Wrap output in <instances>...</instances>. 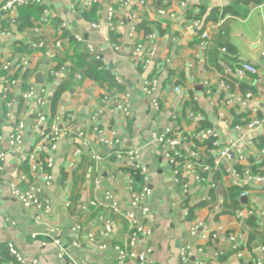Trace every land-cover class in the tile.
<instances>
[{"label":"crops","instance_id":"obj_1","mask_svg":"<svg viewBox=\"0 0 264 264\" xmlns=\"http://www.w3.org/2000/svg\"><path fill=\"white\" fill-rule=\"evenodd\" d=\"M2 1L0 151L5 160L0 173V246L11 244L24 264H114L117 248L129 250L130 231L124 218L126 210L131 209L129 187L138 190L146 183L150 213L143 223L149 233L139 237L136 251L150 249L156 264H252L257 257L264 264L260 250L264 246V218L253 230L246 215L250 207L258 214L264 210V184L253 183L244 174L249 171L255 175L259 170L258 150L264 148V141H259L264 138V0H129L126 7H121L118 0H97V22L82 17L90 8H85V0H45V5H33L42 7V12L31 15V25L23 27L20 16L25 7L5 12ZM109 8L115 23L112 30L106 24ZM159 10L165 13L160 15ZM202 10L201 25L190 29L195 19L189 13L198 16ZM213 10L218 11L216 20L205 22ZM143 15L159 28L152 32V40L143 33L136 35L146 52L151 47L156 49L147 65L133 56L130 35ZM93 23L98 24L97 29H92ZM205 29L209 31V44L200 49ZM75 34L82 38L79 48L86 52V45H91L97 60L120 83L110 86L81 79L72 72V61L54 70L55 55L66 52L75 59L76 48L66 38L75 39ZM57 40L62 48L53 55L32 46L43 42L49 47ZM23 59L28 65H22ZM3 63L9 65L8 69L2 68ZM243 63L252 64L257 72L232 76ZM26 69L31 72L25 87L16 78L18 87L5 90V81ZM228 72L229 79H223ZM38 73L42 84L35 83ZM146 79L158 81L160 112L152 109L150 98L142 93ZM29 84L43 91L44 111L50 118L52 95L60 85L65 86L52 117H57L61 135L52 154L54 183L50 187H45L42 174L30 167L31 151L41 139L32 128L37 103L22 97ZM117 85L123 91H117ZM175 86L180 87L179 94L173 92ZM247 93L251 99L245 105L239 103ZM122 95L127 96L130 106L126 117L115 108ZM224 98L232 100L234 108L225 111L222 120L219 102ZM254 118L261 121V126L249 132L245 125ZM201 121L210 123L221 142L235 141L245 150V157L222 160L218 166L207 159L206 163H212L210 173L204 174V181L185 178L189 192L184 193L158 137L169 127L190 135ZM19 122L25 125V137L21 151L13 154L8 140ZM101 139L113 140L114 144L107 147ZM249 139L257 144V152L248 151ZM129 152L136 153L145 167V182L133 161L125 156ZM48 156L46 149L38 154L41 160ZM258 172L264 177V170ZM97 182L100 189H96ZM13 183L20 190L32 183L39 186L42 205L24 208L10 196L9 185ZM234 186L240 193H247V203L239 200V193L238 208L229 209V190ZM105 191L120 207L119 213L107 208ZM90 200L96 201V206L79 209ZM225 200L227 206L223 208ZM106 223L111 226L109 233ZM251 234L255 238L252 245ZM56 239L65 246L62 259L57 257ZM101 245L103 249H98ZM11 260H3L0 255V264ZM130 264L140 263L132 260Z\"/></svg>","mask_w":264,"mask_h":264},{"label":"built area","instance_id":"obj_2","mask_svg":"<svg viewBox=\"0 0 264 264\" xmlns=\"http://www.w3.org/2000/svg\"><path fill=\"white\" fill-rule=\"evenodd\" d=\"M121 7H126L129 0H118ZM97 3V0H85V8H89L93 4ZM28 5H45V0H3L2 1V9L5 12H10L18 7H24ZM184 4L181 3V7ZM158 13L163 15L165 13L164 10H159ZM107 27L109 29L114 28V21H113V10L109 8L107 20H106ZM201 25V20H193L189 25L190 29L197 28ZM92 29H97L98 24L93 23L91 25ZM131 37H133L134 41V50L133 56L138 58L142 65H147L150 63L151 58H153L156 54V49L154 47L149 48L146 52L143 49L142 43L137 40L136 32L131 29L130 33ZM75 39L79 42L82 41L80 35L75 34ZM155 36L151 33L148 35V39L152 40ZM201 39L198 48L205 49L209 44V31L205 29L201 33ZM33 47L42 48L44 49L49 55H53L61 50L62 43L60 40L55 41L49 47L46 46L43 42L38 44H33ZM115 50L117 47L115 45L112 46ZM87 51L94 57V59H98L97 55L94 54L93 48L91 45H86ZM145 51V52H143ZM264 56V53H262ZM22 65H28V61L26 59L22 60ZM9 65L3 63L2 68L8 69ZM257 72L256 68L249 63H243L240 68L234 70L232 76L236 78L242 77L245 73L255 74ZM229 79V72L228 74L223 75V79ZM117 83H120L119 79H115ZM158 81L156 79L144 80L142 85V93L150 98L151 107L154 111L160 112V103H159V96L156 93ZM19 82L16 79H9L5 81V90L9 88L18 87ZM223 87V86H222ZM180 87L175 86L173 88V92L176 94L180 93ZM22 97L25 101L35 100L37 103V110L35 116L32 121V128L38 132L41 143L36 145L34 149H32L29 160L31 163V170L36 173L39 172L42 174L43 177V184L45 187H50L54 183V178L52 173L50 172L53 167V158L52 154L57 150L58 141L61 135V131L57 127V117L50 120L48 114L44 111V106L46 105V99L43 96V91L36 89L34 85L28 86L27 90L22 93ZM251 99V94L247 93L243 97L242 100H238L239 103L245 105ZM219 105L222 106L223 111L220 112V118L224 120V112L234 108V104L232 100L229 98H224L219 102ZM116 110L121 113L123 116H129L130 114V106L127 100V96L122 95L120 100L115 103ZM235 111V110H234ZM261 126V121L254 118L251 119L245 125V129L249 132H253L257 130ZM180 130L177 127H169L165 129L159 134L158 141L162 144L163 147L167 150V156L169 157V162L175 167V172L177 174V182L182 187L184 193L189 192V185L185 178L187 177H194L197 181H204V177H201L196 170L200 169L201 172L204 174H209L211 171V166L206 163L207 159H211L215 166L220 165L221 161H229V159H233L237 156L238 160L244 159L245 157V150L239 148V145L235 141L227 140V141H220L219 134L213 129H199V126L196 128L194 132H192L189 136L190 140L187 142L185 137L181 136ZM169 134H172L171 137H168ZM25 137V125L23 122H19L16 124L13 133L10 135L8 140V144L10 150L13 154L19 153L21 151V147L23 145ZM212 138L213 147L215 149H207L203 142L208 139ZM194 140L198 142V146L193 144ZM101 142L105 144L107 147H111L114 144L113 140L110 139H101ZM257 144L254 140L249 139L247 142V148L250 152H257ZM44 149L47 150L49 156L41 160L38 157ZM205 153V157L202 154ZM121 154H118L117 157L120 158ZM131 161H133L134 168L144 177V182L146 181V169L143 165H141L138 161V156L134 152L126 153V155ZM97 160L100 158L97 156L95 157ZM5 160V154L0 151V173L2 171V163ZM258 164L260 168L258 171L264 170V148H259L258 150ZM180 169V170H179ZM180 172V173H178ZM195 172L197 174H195ZM245 176L249 178L253 183L256 184H264V177L260 174L251 175L249 171H244ZM96 189H100V185L96 183ZM129 194H130V205L131 209L126 210L124 213V218L128 225L130 235L127 242V247L129 250L126 249H116V259L114 264H130L132 260H138L140 264H156L150 257L151 250L145 249L143 251H136L135 246L136 243L141 235L148 234L149 231L145 227L143 223V219L146 218L149 213L150 209L147 203L148 196L150 195V190L146 183L142 184L140 189L133 190L132 186L129 187ZM41 192V188L37 186L35 183H32L27 189L20 190L14 183L9 185V193L10 196L13 197L18 203H20L24 208H31V207H40L42 205L41 199L39 198V194ZM264 194V188L262 189ZM103 201L107 204V208L112 213H119L120 207L115 203L112 199V195L109 191L103 192ZM247 193L242 192L240 193V197L246 196ZM96 201L90 200L87 203L81 205L79 209H86L87 207L96 206ZM243 217V213L239 214ZM247 216L256 215L259 219L261 224L262 217L264 218V210H262L259 214L254 212V209L250 207L247 212ZM105 231L109 233L111 231V226L106 223ZM233 240V238H232ZM54 245L58 248L57 257L62 259L64 257L65 246L61 243L59 239L54 240ZM76 246V243H73ZM9 254L12 257V260L9 264H24L22 258L16 251V249L9 244L8 245ZM98 249H103V246H98ZM262 255L264 254V246L260 247ZM32 264H37L33 261ZM252 264H263L261 258L257 257Z\"/></svg>","mask_w":264,"mask_h":264},{"label":"trees","instance_id":"obj_3","mask_svg":"<svg viewBox=\"0 0 264 264\" xmlns=\"http://www.w3.org/2000/svg\"><path fill=\"white\" fill-rule=\"evenodd\" d=\"M250 1V0H248ZM259 1V0H258ZM159 4V3H158ZM25 9H23V15L20 16V25L21 27L23 26H30L31 25V21L29 20L30 16L33 15V14H40L42 12V7H37V6H33V5H28V6H24ZM99 8L98 4L95 3L93 4L92 6H90V8L88 10H85L82 14V17L87 20V21H90V22H97L98 20V15H97V12L96 10ZM227 10H224V12L222 13V15L225 14ZM218 11L217 10H213L210 15H208L206 18H205V22L207 21H211V20H216L217 16H218ZM204 13V10L201 11V13L198 15V16H195V15H192L189 13V17L192 18V19H195V20H200L201 16ZM159 28H158V25L157 24H152L146 17V15H143L141 20L139 21V23H137L134 27V30L136 32V34H140V33H143V36L144 37H147L149 34H151L153 31H157ZM71 44H73L76 48V56H75V59L74 58H71V57H68L67 53L66 52H63L61 53L60 55H55L53 58H54V61H56V66L54 68L55 71L57 70H61V68H64L65 66V63L67 61H72L73 62V65L71 67V70H73L72 72L74 73V75H79L81 79H84V78H89L91 80H93L94 82H97V83H108L111 85L117 83L115 82V79L112 75H110V73L104 69L103 67V64L100 60H97V59H92L90 57V55L88 54V52L84 49H81L79 47H81V45H83L82 43L78 42L77 40L73 39L72 37H69L67 36L66 37ZM114 41V39H112ZM83 47V46H82ZM24 49L26 51H29L30 48L29 47H24ZM20 51V50H19ZM31 69H26L25 71L22 72V74H16L13 76L14 79H19L21 81V85L23 86V88L25 87V85L27 84V78L28 76L30 75V71ZM116 90L117 91H123V88L120 87V85H117L116 86ZM65 90V86L64 85H60L55 93L52 95V98H51V101H50V106H51V109H50V113H51V118L50 120H52V117L54 116L55 114V107H56V103L58 101V99L60 98L61 94L63 93V91ZM21 101V100H20ZM22 102V101H21ZM212 128L210 126V123L207 122V121H201L200 122V125H199V129L202 130V129H210ZM181 136L185 137V140L188 142L190 140V136L183 133V132H180ZM172 134H169L168 137H171ZM213 141L214 139L212 138H208L206 139L204 142H203V145H205L207 147V149H215V147H213ZM259 141H264V138H259ZM193 144L195 146H198V142H196L194 140ZM263 146H260V148H262ZM208 165L212 166V163L211 162H207ZM180 170V169H179ZM255 172V175L256 174H259L258 171H254ZM180 173V172H178ZM201 177L204 176V173L201 172L199 170V173H198ZM215 176L217 178H219V175H218V172L215 173ZM237 186H234L232 188H230L229 190V201H230V204H229V209L231 207H234V209L238 208V199L237 197L239 196V193H240V190L238 188V191H237ZM241 189V188H240ZM226 200H225V207L223 206V208H226ZM247 224L249 225L250 228H252L253 230H255L259 225H260V222H259V219L256 215H250L248 216L247 218ZM255 241V238H254V235L251 234L250 235V238H249V243H252ZM250 245V246H251ZM0 255L2 256V259H6V260H11V256H9V249H8V246H0Z\"/></svg>","mask_w":264,"mask_h":264},{"label":"water","instance_id":"obj_4","mask_svg":"<svg viewBox=\"0 0 264 264\" xmlns=\"http://www.w3.org/2000/svg\"><path fill=\"white\" fill-rule=\"evenodd\" d=\"M35 83L36 84H42L43 83L41 73H38L37 75H35ZM239 200L242 203H245V204L247 203V197L246 196L240 197Z\"/></svg>","mask_w":264,"mask_h":264}]
</instances>
